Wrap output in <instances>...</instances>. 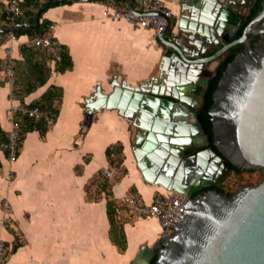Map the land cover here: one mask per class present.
<instances>
[{
  "label": "crops",
  "instance_id": "crops-1",
  "mask_svg": "<svg viewBox=\"0 0 264 264\" xmlns=\"http://www.w3.org/2000/svg\"><path fill=\"white\" fill-rule=\"evenodd\" d=\"M62 1L48 7L41 19L54 24V39L67 47L72 67L58 72L56 62L50 60L46 82L24 97L30 103L50 86L60 87L55 122L46 126L43 135L36 129L25 132L14 161L0 149V238L7 246L4 264H129L142 244L153 245L158 240L160 227L156 218H132L122 212L117 220L123 226L125 250L113 244L106 194L97 185L102 171L110 168L106 147L115 142L123 145L127 172L112 182L115 201L119 202L132 187L150 201L161 188L142 179L133 154L135 127L119 109H93L86 125L87 110L96 99L97 87L103 94L112 90V78L135 86L157 77L161 84L180 61L168 58L173 49L162 44L152 30L134 28L124 20L104 15L109 0ZM117 1L129 7V0ZM163 1L173 12L166 34L169 38L183 2ZM232 1L214 3L226 5ZM6 2L0 0V129L7 133L12 121V85L4 73V50L12 45L14 60H21L19 47L28 44L30 38L27 34L17 35L16 41L7 38L9 32L5 30L12 24L2 16ZM210 2L185 0L192 8ZM191 73L196 71L192 69ZM5 213L10 217L8 223L3 220ZM15 243L18 246L12 250Z\"/></svg>",
  "mask_w": 264,
  "mask_h": 264
},
{
  "label": "water",
  "instance_id": "water-1",
  "mask_svg": "<svg viewBox=\"0 0 264 264\" xmlns=\"http://www.w3.org/2000/svg\"><path fill=\"white\" fill-rule=\"evenodd\" d=\"M54 1L42 3L34 23H14L5 32L20 26L38 29L42 10ZM129 1L134 11V0ZM182 2L171 36L166 37L171 19L157 35L173 49L168 58L180 61L179 67L161 84L157 77L135 86L112 78L109 93L97 87L85 124L93 109H119L135 127L133 154L142 179L185 195L177 231L153 245L142 244L129 264H150L155 255L154 264H264V0L232 40L257 0L226 5L211 0L195 8ZM237 44L242 50L227 63L213 93L210 138L197 112L208 79L215 76L212 61L222 62ZM230 164L260 169L262 179L229 195L210 189L193 196L221 187Z\"/></svg>",
  "mask_w": 264,
  "mask_h": 264
},
{
  "label": "trees",
  "instance_id": "trees-1",
  "mask_svg": "<svg viewBox=\"0 0 264 264\" xmlns=\"http://www.w3.org/2000/svg\"><path fill=\"white\" fill-rule=\"evenodd\" d=\"M45 0H22V12L16 18H11L10 14L5 10L2 13V16L6 18L8 24L14 23H34L35 21V13L36 10L41 6ZM62 0H56L52 4L48 5L46 8L42 10V13L51 6L57 5ZM261 0H257L254 4L251 12L244 21V23L238 28V30L234 33L231 39L237 38L243 29V26L248 22V20L258 11L260 8ZM41 13V14H42ZM41 19V16H40ZM51 22L47 19H41L39 23V28L36 30H32L25 26H20L14 28L10 32L15 33L16 35L27 34L29 38H33L37 35L44 33L45 29ZM256 40V37L252 39V42ZM59 44V43H58ZM60 49V60L56 62L55 70L58 72H64L72 67V59L68 53V49L65 45L59 44ZM242 50V45L237 44L231 48V51L228 53L225 60L218 64L215 69L214 77H210L207 82V86L203 95V106L197 112V119L200 123V126L205 134H208L209 137H212V121L211 116L209 114V108L213 102V93L217 87L218 80L222 71L226 67L227 63L232 60L234 55ZM19 52L22 57L21 60H15V80L12 85L11 91L19 100L23 101L24 97L29 93L33 92L37 87L43 85L51 71L49 62L53 60L52 54L49 50L42 46H35L31 44H22L19 47ZM62 95V89L57 86H50L38 100L30 102L31 105H38L43 109L49 111L53 116L58 112V103L60 101ZM36 129L40 132L41 135L45 133L47 130L46 125L41 122H35L28 118L21 119V140L25 132ZM7 133L0 129V149L2 143L6 142ZM4 151V149H2ZM219 154V152L217 151ZM105 155L107 162L109 164L110 169L119 173L120 177L123 176L127 169L123 166V145L121 142H115L110 144L105 149ZM231 173L234 175H238L241 172H253L251 169H240L234 165H231ZM1 167V162H0ZM100 181L97 185L101 188L102 191L106 194V213L110 224L109 235L110 239L115 244L119 250H125V234L123 230L122 224L117 220L116 209L118 207L124 208V206L120 205V201L117 202L112 197L111 185L112 181L106 178L103 173L100 176ZM117 177V180L120 178ZM132 191H136L134 187L131 188ZM216 190L220 193H225L227 195L230 192L225 191L223 186L216 188ZM18 246V243H15L12 247V250H15ZM156 256H153L150 260V264H154Z\"/></svg>",
  "mask_w": 264,
  "mask_h": 264
},
{
  "label": "built area",
  "instance_id": "built-area-1",
  "mask_svg": "<svg viewBox=\"0 0 264 264\" xmlns=\"http://www.w3.org/2000/svg\"><path fill=\"white\" fill-rule=\"evenodd\" d=\"M6 11L11 18L18 17L22 12V0H7ZM104 15L113 20H124L134 28L150 29L157 36L167 26L168 19H171L173 12L163 0H136L134 11L129 7H123L117 0H109L104 9ZM54 24L50 23L44 33L31 38L28 44L42 46L49 50L55 62L60 60L59 44L53 36ZM10 41H16L17 35L9 32ZM13 46L9 45L4 50L3 67L6 81L13 85L15 80V60L12 56ZM10 111L12 114L11 126L7 130V140L2 143L8 159L14 161L19 153L21 143V119L28 118L35 122L41 121L46 126L54 124L55 117L46 109L38 105H31L24 100L21 101L11 91L9 94ZM106 178L113 177V170L105 168L102 171ZM185 195L175 190H160L156 192L150 201L131 189L124 192L120 199V205L116 209V216L120 218L122 212L142 218H156L160 231L158 239L170 235L179 228L178 213L182 211ZM9 205H5L7 211ZM10 217L5 213L4 222L8 223ZM7 258V246L0 238V264H4Z\"/></svg>",
  "mask_w": 264,
  "mask_h": 264
},
{
  "label": "rangeland",
  "instance_id": "rangeland-1",
  "mask_svg": "<svg viewBox=\"0 0 264 264\" xmlns=\"http://www.w3.org/2000/svg\"><path fill=\"white\" fill-rule=\"evenodd\" d=\"M134 162V161H133ZM113 177L108 178L110 181L114 182L117 180L119 173L113 171ZM262 174L260 169H255L253 172H241L238 175L230 173L222 182V186L225 191L234 192L240 185L246 184H256L262 179ZM162 190V189H161ZM125 215V214H124ZM129 217L136 218L135 215L127 214ZM126 216V215H125ZM126 216V218L128 217ZM152 245V244H151Z\"/></svg>",
  "mask_w": 264,
  "mask_h": 264
},
{
  "label": "flooded vegetation",
  "instance_id": "flooded-vegetation-1",
  "mask_svg": "<svg viewBox=\"0 0 264 264\" xmlns=\"http://www.w3.org/2000/svg\"><path fill=\"white\" fill-rule=\"evenodd\" d=\"M246 13H248V9L246 10ZM233 36V35H232ZM231 36V37H232ZM231 37H230V39L229 40H232L231 39ZM231 51V49H229L228 51H226L225 53H224V55H223V61L225 60V58L227 57V55H228V53ZM222 61V62H223ZM221 62V59H219L218 60V62H215L214 60L212 61V68L214 67V69H215V67L218 65V64H220V63H222ZM214 71V70H213ZM216 188H218V187H212V188H203V189H200L197 193H195L193 196H199V195H201V194H203V193H205V192H207L208 190H210V189H216Z\"/></svg>",
  "mask_w": 264,
  "mask_h": 264
},
{
  "label": "bare ground",
  "instance_id": "bare-ground-1",
  "mask_svg": "<svg viewBox=\"0 0 264 264\" xmlns=\"http://www.w3.org/2000/svg\"><path fill=\"white\" fill-rule=\"evenodd\" d=\"M1 11V10H0ZM161 189H163V188H161Z\"/></svg>",
  "mask_w": 264,
  "mask_h": 264
}]
</instances>
